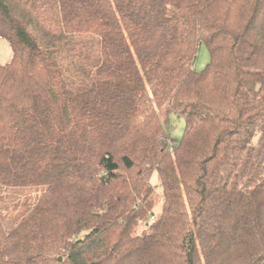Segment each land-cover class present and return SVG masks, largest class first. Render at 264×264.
<instances>
[{
    "label": "trees",
    "instance_id": "1",
    "mask_svg": "<svg viewBox=\"0 0 264 264\" xmlns=\"http://www.w3.org/2000/svg\"><path fill=\"white\" fill-rule=\"evenodd\" d=\"M0 38V264H264V0H0Z\"/></svg>",
    "mask_w": 264,
    "mask_h": 264
},
{
    "label": "rangeland",
    "instance_id": "2",
    "mask_svg": "<svg viewBox=\"0 0 264 264\" xmlns=\"http://www.w3.org/2000/svg\"><path fill=\"white\" fill-rule=\"evenodd\" d=\"M90 39L87 38V40L91 41L90 43L93 45L92 49L94 51L93 54L96 56L95 54L96 40L92 38ZM12 57H13V51L10 44L6 40L0 38V65H6L11 61ZM209 61H210L209 51L207 47L203 45L197 54V58L194 64V69L198 72L204 70L208 65ZM168 111H170V113L168 115V122L165 124V129L168 132L169 137L175 143H177L184 136L186 122L183 117H180L174 114L173 112H171L172 110L170 108H167V110H165L162 113L163 120L166 119ZM150 181L152 185L155 186L157 188V191L159 192L160 191L159 177L156 172L153 173ZM14 192H16V196H17L16 198L21 200L22 202L21 206L12 213L13 219L16 220L21 218L25 213H27L28 209L30 208V205L32 204L31 202L34 201V199H36V197L40 194V192H42V189L28 188V189L15 190ZM10 196L13 198L14 194L9 195V197ZM143 229H144L143 226H141L139 228V233H142Z\"/></svg>",
    "mask_w": 264,
    "mask_h": 264
}]
</instances>
